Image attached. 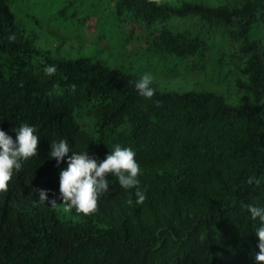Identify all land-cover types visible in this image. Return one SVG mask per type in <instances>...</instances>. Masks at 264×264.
Masks as SVG:
<instances>
[{
	"label": "trees",
	"instance_id": "obj_1",
	"mask_svg": "<svg viewBox=\"0 0 264 264\" xmlns=\"http://www.w3.org/2000/svg\"><path fill=\"white\" fill-rule=\"evenodd\" d=\"M9 1L0 0V129L15 140L27 123L39 143L0 192V264H258L260 222L248 206L264 207V0H164L160 7L115 0V13L140 21L159 56L195 71L204 72L195 58L218 41L215 64L229 68L240 92L236 103L217 89L154 84V97L145 99L135 87L140 79L120 67L48 56L23 34ZM175 17L199 23L163 24ZM34 54L43 60L34 63ZM49 65L57 67L52 76ZM61 139L98 161L115 144L132 149L144 203L109 174L96 213L63 204L59 180L67 158L57 165L49 156L51 142ZM250 177L259 185H249ZM34 188L50 189L57 205L34 204Z\"/></svg>",
	"mask_w": 264,
	"mask_h": 264
},
{
	"label": "rangeland",
	"instance_id": "obj_2",
	"mask_svg": "<svg viewBox=\"0 0 264 264\" xmlns=\"http://www.w3.org/2000/svg\"><path fill=\"white\" fill-rule=\"evenodd\" d=\"M172 3H179L173 1ZM16 21L33 46L48 56H85L120 67L141 79L145 74L153 78L152 84L162 90L217 89L228 102L236 103L240 92H235L229 68L218 70L215 61L220 56L218 41L210 44V52L195 58L204 72L179 63V59H166L161 51L148 46V31L140 21L131 22L123 14L115 13V0H10ZM190 18H172L165 26L199 23ZM193 24V25H192ZM162 22L154 26L160 28ZM153 28V27H152ZM263 29H259L262 33ZM226 51L233 43H225ZM43 54L33 55V62L43 60ZM184 62V61H183ZM206 65V67H205Z\"/></svg>",
	"mask_w": 264,
	"mask_h": 264
},
{
	"label": "clouds",
	"instance_id": "obj_3",
	"mask_svg": "<svg viewBox=\"0 0 264 264\" xmlns=\"http://www.w3.org/2000/svg\"><path fill=\"white\" fill-rule=\"evenodd\" d=\"M156 6H163L164 0H148ZM10 42L16 41V34L8 36ZM57 67L49 65L45 72L52 76L56 73ZM153 78L150 74H145L135 87L142 97L151 99L155 95V89L151 86ZM23 87V82L20 83ZM72 90H76V85H72ZM49 98L53 93H48ZM159 102L157 101V104ZM37 129L27 123H22L16 132L15 140L4 130L0 129V192L9 190V182L13 174L22 170V162L37 155L39 137L35 134ZM71 153V155H69ZM51 158H54L57 165L61 164L67 158V167L60 171L59 199L69 208H74L77 213L92 215L98 211V200L109 190V174L118 179L119 184L124 189L135 188L136 204H143L146 199L145 191L142 190L138 175L141 168L135 159V152L120 144H115L103 160H99L95 155H89L87 151L74 152L68 141L61 139L58 142H51ZM255 183L259 185L260 181H254L252 177L248 179V184ZM38 193V201L34 204H47L49 206L57 205V197L53 193L50 199L48 193L50 189L34 188ZM128 205H132L131 198L127 200ZM248 211L253 220H259L260 226L256 228L255 234L259 239L257 247L259 252L256 254L258 264H264V207L254 205L248 206Z\"/></svg>",
	"mask_w": 264,
	"mask_h": 264
}]
</instances>
